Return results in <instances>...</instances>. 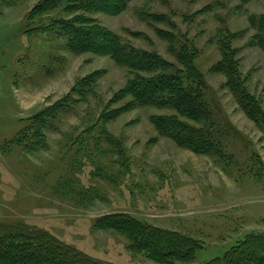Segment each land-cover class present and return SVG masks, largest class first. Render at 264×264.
<instances>
[{
  "label": "rangeland",
  "instance_id": "obj_1",
  "mask_svg": "<svg viewBox=\"0 0 264 264\" xmlns=\"http://www.w3.org/2000/svg\"><path fill=\"white\" fill-rule=\"evenodd\" d=\"M40 1L0 0V222L48 233L109 264L159 263L131 250L124 235L95 228L107 214L195 240L193 260L178 264H201L264 232V120L247 117L226 76L212 70L224 39L264 112V0H129L118 14L84 15L176 66L182 47L193 53L204 101L215 111L209 121L130 106V95L117 94L131 78L128 68L108 55L71 51L55 27L34 30L71 17L61 6L29 18ZM88 74L97 75L93 89L77 85ZM50 106L61 109L41 128L28 125ZM155 115L224 133L212 153L198 154L161 136ZM37 131L42 144L32 149ZM17 135L19 144L9 142Z\"/></svg>",
  "mask_w": 264,
  "mask_h": 264
},
{
  "label": "trees",
  "instance_id": "obj_2",
  "mask_svg": "<svg viewBox=\"0 0 264 264\" xmlns=\"http://www.w3.org/2000/svg\"><path fill=\"white\" fill-rule=\"evenodd\" d=\"M129 0H41L30 11L29 18L38 16L48 10L61 7L71 14L70 18H59L48 25H39L35 31L55 27L67 38L68 48L76 53L92 52L108 55L118 65L128 68L131 78L117 94L130 95L131 105L140 107H157L172 109L178 116L189 120L206 121L214 109L208 110L204 86L198 69L192 63L193 53L181 48L175 55L177 65L164 60L159 54L135 49L121 41L111 31L85 17V13L101 12L115 15L123 11ZM244 2L249 0H242ZM158 35L169 42L171 35L158 30ZM264 38V37H263ZM222 59L212 70L226 76L225 86L235 96L237 104L244 113L257 124L264 120L260 101L246 90L247 77L242 79L235 64L234 51L223 39L220 42ZM146 74V75H141ZM97 75L88 74L77 85L93 89ZM66 101V99L64 100ZM63 105L58 103V106ZM129 103L122 109H126ZM133 106V107H134ZM62 107V106H61ZM48 107L30 116L28 125L43 126L45 119L59 111ZM177 115H155L151 122L161 136L171 138L181 147L198 154H209L215 150L216 137L221 131L198 129L180 120ZM115 115L108 117L112 119ZM107 116L104 114L102 119ZM26 120V121H27ZM209 121V120H207ZM24 126L20 131L27 129ZM221 133V134H220ZM19 135V134H18ZM16 136L9 140L19 144ZM36 142L32 149L41 146L43 135L37 131ZM40 144V145H39ZM98 229H110L124 235L130 242V249L143 252L159 264H178L193 260L200 245L193 239L174 231H168L146 225L124 213L107 214L96 220ZM0 264H109L84 254L76 248L64 244L54 236L32 230L23 224H6L0 222ZM201 264H264V232L246 235L222 255Z\"/></svg>",
  "mask_w": 264,
  "mask_h": 264
}]
</instances>
